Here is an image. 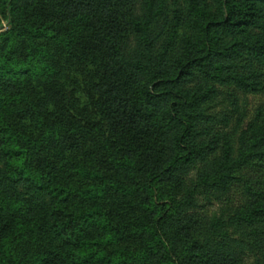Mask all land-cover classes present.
Masks as SVG:
<instances>
[{"label": "trees", "instance_id": "16d2710c", "mask_svg": "<svg viewBox=\"0 0 264 264\" xmlns=\"http://www.w3.org/2000/svg\"><path fill=\"white\" fill-rule=\"evenodd\" d=\"M1 20L0 264H264V0ZM219 88L256 99L245 128Z\"/></svg>", "mask_w": 264, "mask_h": 264}, {"label": "rangeland", "instance_id": "374dc122", "mask_svg": "<svg viewBox=\"0 0 264 264\" xmlns=\"http://www.w3.org/2000/svg\"><path fill=\"white\" fill-rule=\"evenodd\" d=\"M0 24L3 26L4 31L6 29L5 22L1 20ZM231 92L224 88H219L214 99L208 104V107L213 113H223L227 111L236 110L239 119V128H245L248 122V116L254 105L256 104V99L251 97H241L237 102V105L231 100ZM246 264H249L248 262Z\"/></svg>", "mask_w": 264, "mask_h": 264}]
</instances>
